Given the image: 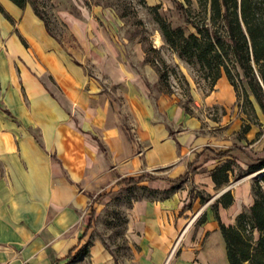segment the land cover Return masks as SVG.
Returning <instances> with one entry per match:
<instances>
[{
	"label": "rangeland",
	"instance_id": "obj_1",
	"mask_svg": "<svg viewBox=\"0 0 264 264\" xmlns=\"http://www.w3.org/2000/svg\"><path fill=\"white\" fill-rule=\"evenodd\" d=\"M31 1L27 6L34 14L33 2L40 7L49 21L51 33L35 14L41 31L44 26L46 40L42 39L36 22L28 20L26 7L14 15L4 0H0V53L29 51L32 45L24 34L27 27L58 60L57 65L52 66L38 58L36 71H33V63L29 66L21 57L11 58L21 70L30 69L38 94H44L49 101L40 98L32 106L31 86L22 72L5 90L0 82V115H5L4 108L10 109L13 117H8L12 124L27 129L43 146L33 164L24 162L22 165L24 201L7 202V216L0 222L1 228L10 232L13 226L21 227L24 244L16 239L20 237L17 233L3 235L13 240L0 241V264H43L56 252L42 237L47 227H55L71 242L89 223L92 224L88 240L91 244L100 241L118 261L116 264H157V256L150 262L145 259V247L150 242L144 240L146 235L144 230H139L138 220L151 230V243H157V238L165 239L158 242L161 249L155 250V254L160 252L164 259L173 252L162 264H229L221 232L205 233L198 220L204 212L207 220L215 216L211 203L201 202L202 195L215 197L227 188L238 194L248 185V202L243 204V210L250 206V200L254 201L252 185L255 178L261 177V172L248 173L252 161L242 153L235 151L232 157L219 159L207 152L201 162L207 165L175 190H169L171 186L152 187L146 182L132 187L115 185L121 175L152 172L168 176L170 169L177 165L176 162L164 166L146 163L145 153L151 148L149 137L153 133L167 132L168 137L176 140L192 135L188 162L206 145L217 150L237 146L248 147L255 153L264 151V98L245 76L240 64L234 58L227 61L233 81L222 70L221 77L212 84L205 68L180 57L163 38L157 14L173 27L182 26L189 35L196 31L190 21L196 20L201 10L198 1ZM209 16L210 13L206 14L207 22ZM150 46L155 50L147 53L145 50ZM147 58L167 70L166 81H160L156 66ZM44 71L57 88L50 82L49 86H42ZM50 103L60 110L59 127L66 125L69 118L76 121L75 133L68 130L62 133V151L56 143L50 142L57 125L46 112L51 110ZM107 121L112 122V129L119 134L133 137L130 154L123 156L122 161L110 153L111 138L105 134ZM100 143L107 146V156ZM226 163L231 165L230 179L218 189L213 179L207 177L209 172ZM51 167L58 174L52 186L79 184H72L75 195L61 208L55 207L47 195L51 192L46 187L47 178L52 177ZM11 180L13 198L19 185ZM191 191L195 196L191 206L179 215L191 200ZM99 192L105 194L95 205L92 193ZM34 196L43 200H35ZM74 197L79 200L76 202ZM15 207L22 209L16 212ZM142 209L139 216L138 210ZM223 219L229 224L236 222L232 217L229 222ZM140 238H143L141 242ZM258 239L259 232L254 231V241ZM76 264H92L90 252Z\"/></svg>",
	"mask_w": 264,
	"mask_h": 264
},
{
	"label": "trees",
	"instance_id": "obj_2",
	"mask_svg": "<svg viewBox=\"0 0 264 264\" xmlns=\"http://www.w3.org/2000/svg\"><path fill=\"white\" fill-rule=\"evenodd\" d=\"M19 8L23 9L31 0H11ZM200 11L197 18L190 21L196 29L189 35L185 34L182 26L173 27L169 22L157 14V22L165 41L178 52L179 56L189 63H199L207 70V76L214 84L224 70L230 80L233 81L232 70L227 61L235 59L242 67L245 76L250 79L261 97L264 98V0H197ZM181 6V5H180ZM183 6V5H182ZM35 14L44 22L46 29L51 33L50 24L40 7L33 2ZM210 13L207 22L206 14ZM155 50L152 46L145 51ZM148 62L156 66L160 81L168 79V72L161 69L157 62L150 58ZM258 75V78L256 77ZM264 106V101H262ZM235 151L244 154L252 161L248 173L262 171L264 169V151L255 153L248 147H230L228 149H215L206 146L197 154L188 165L186 172L176 178L160 177L152 173H143L138 176H128L120 179L117 185L120 187H132L142 184L147 180L164 179L171 183L169 190H175L186 183L199 166L198 162L205 152H210L214 157L223 159L232 157ZM231 165L226 163L218 166L212 172V179L218 189L229 182ZM254 203L238 214L234 224L224 223L219 214V207H229L234 203L232 189L223 192L212 203L215 218L219 222L220 231L226 246V254L229 264H264V172L260 178H255L252 185ZM105 193L95 196L93 204L100 201ZM191 200L183 211L188 210L195 197L191 191ZM212 195H202L203 204L209 202ZM207 221L206 212L198 220V224ZM90 223L87 230L91 228ZM254 231L259 232V239L254 241ZM87 232V231H86ZM86 233L84 234V236ZM83 238V237H82ZM83 241V240H82ZM91 242H82L73 248L68 257L73 262L81 259L89 253Z\"/></svg>",
	"mask_w": 264,
	"mask_h": 264
},
{
	"label": "crops",
	"instance_id": "obj_3",
	"mask_svg": "<svg viewBox=\"0 0 264 264\" xmlns=\"http://www.w3.org/2000/svg\"><path fill=\"white\" fill-rule=\"evenodd\" d=\"M4 4H6L8 6V8L11 10V12L16 15L19 14V12H21V8H19L16 4H14L11 0H4ZM26 15L28 16V20L31 22H36L37 24V30L39 29V24L38 22V18L36 17V15L33 13L32 9L29 8L28 6H26ZM33 26V25H32ZM45 26V24H44ZM44 26L42 25V31L41 29L38 30V32H40L41 34V38L46 40V37L44 35ZM46 28V26H45ZM25 29V28H24ZM47 30V29H46ZM48 32V31H47ZM24 34L27 36L31 46V49L29 51L27 50H23V51H9L10 53H8V55H1L0 53V82L2 83L4 90L6 89V87L12 82H16L17 79H19V73L23 74V76L26 78V82L28 84H30L31 88H30V97L34 100L32 106H34V103L36 105L38 100H41L40 98H43L44 100H48L49 98H46L44 96V94H38L37 90L38 88H35V80L34 77L31 75V73L29 72V68L25 67L23 70H21V67L18 63H16L14 60L11 61V58L14 59L16 58H23L26 63L31 66V63H33L35 66L32 67L33 71H36V64H37V59L39 58L42 63H49L52 66L57 65V60L58 57L55 55V53H48L44 48L42 44L41 40H38V38L36 37V33L34 31L31 32V28H27L24 31ZM43 76L42 78V86L46 85L49 86V82L50 84H52L54 87L57 88V86L50 80L48 72L44 71L42 72ZM51 107V110L47 109L46 112H48L49 116L52 118L53 121L57 122V125L54 129V131L52 132L53 135V139L50 142H54L57 144V148L58 150L62 151V144H61V136L62 133H64L66 130L68 131H75L76 129V121L74 119H70V121L64 125L63 127H59V120L61 118V113L60 110L58 108H54L51 103L49 104ZM2 109V108H1ZM3 111L5 112V115H0V222L5 219V217L7 216V206L6 203L9 202L12 199H15L18 201V203H21L24 201L22 195H23V189H21L22 186V165L23 163H32L34 161V157L38 156L39 152L42 151L43 146L39 143V141L37 140V138H35L34 136H32L27 129L21 128L20 126H18V124H12V121H10V117H13L12 111L8 108H4ZM107 111V110H106ZM7 115V116H6ZM111 121V120H110ZM108 122V125H106V131L105 134L106 136L110 137V141L108 143V145L110 146V153H114V156L116 159L121 161L130 154V151L132 149V144H133V137L132 135H128L124 136L119 134V132L116 129H112L114 127V125H112V122ZM46 132V131H45ZM75 133V132H74ZM44 136H47L44 133ZM149 139H151V148L145 153V160L146 163L149 166H164L166 164H171L176 162L177 165L173 168L170 169V174H168V176H164V177H171V178H176L182 174H184L188 168V165L191 161L194 160V158L197 156L198 153H200L201 151H199L198 153H196L195 157L188 162L187 156L189 154L190 151H192V149H190V145L193 143V139H192V135H187L184 136L181 140H176L175 138L172 137H168L167 132L166 133H162V134H156L153 133L150 135ZM154 139V140H153ZM53 143V144H54ZM101 148L103 149L105 155H108V151H107V146H105V144L100 143ZM108 146V147H109ZM209 146V145H206ZM205 146V147H206ZM241 153V152H240ZM207 154V152H205L202 157L200 158L198 164V168L202 169L204 168L207 163H204L201 165L202 159L204 158V156ZM244 155V154H243ZM121 156V157H120ZM123 156H125L123 158ZM245 156V155H244ZM246 157V156H245ZM52 158L58 162H61V160L56 157V155H52ZM52 168V167H51ZM196 170V171H197ZM11 171V172H10ZM145 173H152V172H145ZM194 173V172H193ZM192 173V174H193ZM154 174V173H152ZM212 172H209L208 174V179L212 180ZM156 175V174H155ZM51 176L50 178H47L46 181V187L48 192L51 191L49 194L51 201L53 202L54 206L57 208H61L63 203H67L68 201L71 200L72 196L75 195V191L72 188V184H76L77 186H79L78 183H70L69 185L67 184H53V178H57L58 174L55 173L54 169L52 168L51 171ZM73 176L75 178H77L78 176L73 173ZM158 176V175H157ZM124 177H128V176H119V178H117L115 185H117V182L122 179ZM162 177V176H160ZM192 177V176H191ZM13 178V184H18L19 188L17 190L16 195H14V197H11V194L14 192L13 187L11 186V179ZM25 178V176H24ZM147 184H149L152 187H161V188H168L171 186V183L167 180L164 179H155V180H147L145 181ZM143 182V183H145ZM211 182V181H210ZM26 184H28V181H26ZM49 186H52L51 188H49ZM50 189V190H49ZM16 192V191H15ZM248 185H246L242 191L238 194H233L234 195V203L232 205H230L229 207L225 208L223 206L219 207V214L220 217L222 219V221L225 223L224 219L228 220V222L230 221V217L233 218V221L236 220L235 218H237L238 214L241 213L243 211V204L245 205L246 202H248ZM101 193V192H99ZM99 193H92L93 195H97ZM233 193V192H232ZM14 194V193H13ZM91 194V195H92ZM217 197L219 196H215L212 197V199L209 201V203H212ZM35 200H43L41 198H38L36 196L33 197ZM32 199V200H34ZM74 200L77 202L79 200L78 197H74ZM250 200V199H249ZM190 201V200H189ZM189 203V202H188ZM186 203V204H188ZM254 203V201L250 200L249 205L251 206ZM185 204V206H186ZM96 205V204H95ZM185 206L180 210L179 215L184 214L185 212H187L188 210H184ZM236 211V208H238ZM18 208L16 209L17 211H21L22 207H15ZM12 209L14 210V207H9V210ZM144 210H138V214L139 216H141L142 212ZM35 214V213H34ZM8 222V221H7ZM136 223H140L141 225L139 226V230H144V234L146 235L144 237V240H147L150 242V244H146V255H145V259L147 262H150L153 258H155L157 256V264H162V261H168L173 252L171 253V255L169 257H165L164 259L161 258L160 256V252H158L157 254H155V250H158L159 248L161 249V247H159V243L158 242H163L165 239L160 238L156 240L157 243L153 244L151 242H153V239L151 241V235L152 232L151 230H148L146 228V226L143 223L142 220H138L136 221ZM90 224V223H89ZM88 224V225H89ZM227 225H229V223H226ZM87 226L84 227L82 234L77 238L74 239L71 242H67L68 239H66L65 237L61 236L60 231H58V229H56L55 227H47L44 231H43V235L42 237L46 240H48L47 242L56 249V252L53 254L52 257H48V259L46 260V262L43 264H76L78 263L80 260H82L84 257H82L81 259L73 262L71 260L70 257H68L69 252L75 248L76 246H78L79 244H81L84 241L88 240V236H89V230L90 228L87 230ZM202 229L204 230L205 233L208 232H212L214 235L217 234L218 230L220 231V226H219V222L218 220H216L215 216L213 218L208 219L204 224H202L201 226ZM12 228V232H10V230H3L1 228L0 225V241L4 240V241H10L13 240L12 237L10 238H3V235H7L9 232V234H19L20 237H16V239L18 240V242L20 244H24V236L23 235V231L21 230V227L19 226H13ZM13 230H15V232L13 233ZM87 231V232H86ZM221 232V231H220ZM86 233V235L84 236V234ZM26 234V232L24 233V235ZM83 237V238H82ZM155 237V236H154ZM156 238V237H155ZM154 238V239H155ZM83 240V241H82ZM140 242L141 240H143V238L139 239ZM146 241V242H147ZM25 246V245H23ZM156 248V249H155ZM164 248H167L166 246H164ZM166 250V249H164ZM89 252L91 255V259H92V264H116L118 261L114 259L113 255L105 248V246L100 242V241H96L94 244H91L90 248H89ZM164 253V252H162ZM88 255V254H87ZM86 255V256H87ZM183 262V261H182Z\"/></svg>",
	"mask_w": 264,
	"mask_h": 264
},
{
	"label": "water",
	"instance_id": "obj_4",
	"mask_svg": "<svg viewBox=\"0 0 264 264\" xmlns=\"http://www.w3.org/2000/svg\"><path fill=\"white\" fill-rule=\"evenodd\" d=\"M261 173H263L264 172V169L262 170V171H260ZM227 190H229V188H227V189H224L223 191H221L217 196H220L223 192H225V191H227Z\"/></svg>",
	"mask_w": 264,
	"mask_h": 264
}]
</instances>
